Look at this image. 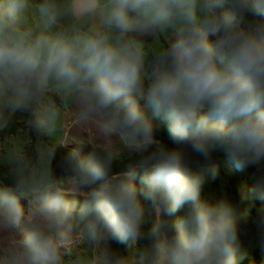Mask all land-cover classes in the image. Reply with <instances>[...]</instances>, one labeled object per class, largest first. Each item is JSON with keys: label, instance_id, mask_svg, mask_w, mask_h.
<instances>
[{"label": "clouds", "instance_id": "1", "mask_svg": "<svg viewBox=\"0 0 264 264\" xmlns=\"http://www.w3.org/2000/svg\"><path fill=\"white\" fill-rule=\"evenodd\" d=\"M37 11L30 20L29 0H0V128L27 111L45 134L70 123L95 135L76 141L92 151L73 148L62 177L51 147L35 159L24 148L7 153L0 264H63L76 195L87 220L81 235L94 248L74 264H130L109 241L144 239L154 242L140 264H237L234 208L201 198L202 177L184 145L206 161L221 149L240 170L264 162V23L241 26L264 17V0H41ZM169 29L166 47L144 42ZM141 100L176 147L155 138ZM125 150L138 158L114 173ZM257 193L264 199V179ZM141 196L157 217L149 232ZM22 220L29 228L18 239ZM260 228L264 236V220Z\"/></svg>", "mask_w": 264, "mask_h": 264}, {"label": "trees", "instance_id": "2", "mask_svg": "<svg viewBox=\"0 0 264 264\" xmlns=\"http://www.w3.org/2000/svg\"><path fill=\"white\" fill-rule=\"evenodd\" d=\"M257 20L264 23V17H249L242 22V27H248L251 20ZM211 39V38H210ZM141 106L145 108L146 114L151 119L155 138L168 147H176L168 132L167 123L162 118L154 117L152 111L146 105V101H140ZM24 119L31 121V113L27 111H17L10 116L5 127L0 128V136L8 139L13 136L24 123ZM37 130V129H36ZM81 147L82 155H87L92 151V146L84 144ZM189 154L191 166L202 177L201 198L210 204L219 205L227 202L232 205L236 215V223L239 230V250L237 254V264H264V236L260 228L261 220H264V199H261L257 193L258 183L264 179V162L259 165H249L243 170L237 169L234 163L228 158L226 153L217 149L211 154V159L206 161L198 154L191 151L190 145H184ZM66 146H56L54 150V159L56 166L62 175H66L65 158L70 152ZM137 154L129 153L121 155L120 159L114 162L113 171L119 172L126 164L137 159ZM11 183L9 167L0 168V187ZM137 188L143 187L139 177L134 180ZM74 201V211L72 219L77 225L85 226L87 220H81L79 216L80 208L84 203V197L76 195L70 196ZM141 200L145 207L144 231L149 232L156 222V213L150 200ZM186 207H182L170 217L171 221H176L184 215ZM154 241L144 239L137 241L135 245L132 242L109 241L110 250L122 255L130 264H140V256L145 246Z\"/></svg>", "mask_w": 264, "mask_h": 264}, {"label": "rangeland", "instance_id": "3", "mask_svg": "<svg viewBox=\"0 0 264 264\" xmlns=\"http://www.w3.org/2000/svg\"><path fill=\"white\" fill-rule=\"evenodd\" d=\"M40 3L41 0H29L31 9V13L29 15L30 20H32L33 18H35L36 20L39 19L37 6ZM170 39H172V36L171 30L169 29L165 34L160 35L157 38H153L150 35L144 37V42L149 45L154 44V47H166ZM145 85L147 86V81H145ZM9 118L10 117H8L7 122ZM23 121V126L10 138L3 139L0 136V168L7 167V165L4 163L5 157L7 153L13 150H20L24 148L25 151L35 159V157L37 156V149L40 147L48 146L55 150L56 146H66L67 148L73 149L78 146V144L76 143L77 140L83 139L86 141L87 138L91 140L95 135L92 128H88L83 131L70 123L65 129H58L54 134L48 135L36 130V128L30 123L28 119H24ZM114 139L116 138L114 137ZM129 153L130 152L125 150L122 155H126ZM55 161L56 160L53 158V173L57 177L64 176L57 168ZM21 204L24 206L25 211H27V200L22 198ZM73 223L76 222L72 219V229L69 234L70 244L67 247L61 249V252L63 253V264H74V262L78 258H90L92 256V249L94 248L93 242L86 235H81V233L85 230V226L77 224L73 225ZM28 228L29 226L26 220H22L21 224L13 229L16 238H22L28 231Z\"/></svg>", "mask_w": 264, "mask_h": 264}]
</instances>
